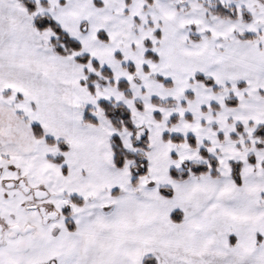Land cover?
<instances>
[{"label": "snow or ice", "instance_id": "1", "mask_svg": "<svg viewBox=\"0 0 264 264\" xmlns=\"http://www.w3.org/2000/svg\"><path fill=\"white\" fill-rule=\"evenodd\" d=\"M0 264H264V0H0Z\"/></svg>", "mask_w": 264, "mask_h": 264}]
</instances>
